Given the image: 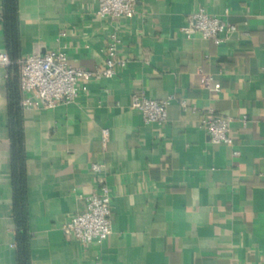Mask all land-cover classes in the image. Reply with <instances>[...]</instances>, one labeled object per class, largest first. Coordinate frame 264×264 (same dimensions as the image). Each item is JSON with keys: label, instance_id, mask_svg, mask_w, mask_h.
Returning a JSON list of instances; mask_svg holds the SVG:
<instances>
[{"label": "crops", "instance_id": "crops-1", "mask_svg": "<svg viewBox=\"0 0 264 264\" xmlns=\"http://www.w3.org/2000/svg\"><path fill=\"white\" fill-rule=\"evenodd\" d=\"M16 1V59L62 49L71 66L102 69L113 28L128 57L73 102L21 108L30 264H264V0H137V15L113 23L95 16L97 0ZM200 8L236 32L217 45L186 36L180 28ZM11 74L0 66V264H17ZM202 75L219 90L204 89ZM136 89L173 96L163 125L130 107ZM209 107L232 119L233 146L213 144L200 127ZM99 180L112 196L111 234L84 246L61 228Z\"/></svg>", "mask_w": 264, "mask_h": 264}, {"label": "built area", "instance_id": "built-area-1", "mask_svg": "<svg viewBox=\"0 0 264 264\" xmlns=\"http://www.w3.org/2000/svg\"><path fill=\"white\" fill-rule=\"evenodd\" d=\"M137 0H97L95 16L100 20L117 22L130 20L137 15ZM187 21L180 28L186 36L199 33L202 38L217 45L224 42L236 32L234 24L225 19L209 14L200 8L187 16ZM63 35V33H60ZM121 39L115 28L108 34L107 45L103 49L104 66L102 69L86 70L71 66L64 50H51L44 54H31L24 59L12 61L8 54L0 53V66L10 68L17 66L18 86L21 95L20 106L24 109H50L58 103L73 102L81 93L86 92L87 82L100 78H111L128 63V57L119 54ZM201 85L209 92L218 91L220 84L212 82L209 75L201 76ZM173 99H152L144 90L136 89L130 97V107L138 111L145 124L163 125L167 120V106ZM182 110L191 108L185 100L179 102ZM193 109V108H192ZM231 118L222 116L213 108H207L199 124L213 144L233 146L230 135ZM247 122L246 116L240 119L242 126ZM108 130H101V144L106 146ZM238 150H233L237 156ZM101 166L90 165L98 173ZM112 196L106 184L98 181L97 191L83 197V207L72 214L62 225L65 237L81 245L101 244L111 234ZM95 264H103L96 260Z\"/></svg>", "mask_w": 264, "mask_h": 264}, {"label": "trees", "instance_id": "trees-1", "mask_svg": "<svg viewBox=\"0 0 264 264\" xmlns=\"http://www.w3.org/2000/svg\"><path fill=\"white\" fill-rule=\"evenodd\" d=\"M2 23L8 54L12 61L17 60L12 54L17 46V1L2 0ZM11 77L8 80V100L10 111V141H11V184L13 190V216L16 227V263L30 264L29 241L27 230V190L25 176V154L23 149L22 117L20 106V91L18 86L17 66L10 68Z\"/></svg>", "mask_w": 264, "mask_h": 264}]
</instances>
